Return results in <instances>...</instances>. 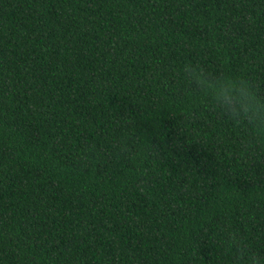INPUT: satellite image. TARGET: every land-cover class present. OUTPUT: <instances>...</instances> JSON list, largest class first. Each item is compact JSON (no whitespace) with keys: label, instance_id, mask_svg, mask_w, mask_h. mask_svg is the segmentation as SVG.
Masks as SVG:
<instances>
[{"label":"trees","instance_id":"obj_1","mask_svg":"<svg viewBox=\"0 0 264 264\" xmlns=\"http://www.w3.org/2000/svg\"><path fill=\"white\" fill-rule=\"evenodd\" d=\"M188 62L264 90V0H0V264L264 250V160Z\"/></svg>","mask_w":264,"mask_h":264},{"label":"clouds","instance_id":"obj_2","mask_svg":"<svg viewBox=\"0 0 264 264\" xmlns=\"http://www.w3.org/2000/svg\"><path fill=\"white\" fill-rule=\"evenodd\" d=\"M180 71L202 101L238 132V154L250 164L264 160V90L245 76L214 72L196 62L185 63ZM224 243L235 256L233 264H264V250L236 233L226 231Z\"/></svg>","mask_w":264,"mask_h":264}]
</instances>
